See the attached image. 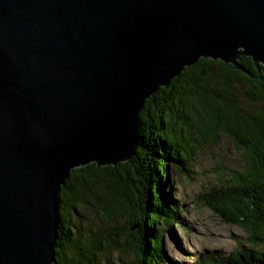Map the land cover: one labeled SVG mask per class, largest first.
I'll use <instances>...</instances> for the list:
<instances>
[{
	"label": "water",
	"instance_id": "water-1",
	"mask_svg": "<svg viewBox=\"0 0 264 264\" xmlns=\"http://www.w3.org/2000/svg\"><path fill=\"white\" fill-rule=\"evenodd\" d=\"M241 56L264 83V0H0V264H55L70 172L129 161L146 100Z\"/></svg>",
	"mask_w": 264,
	"mask_h": 264
},
{
	"label": "trees",
	"instance_id": "trees-1",
	"mask_svg": "<svg viewBox=\"0 0 264 264\" xmlns=\"http://www.w3.org/2000/svg\"><path fill=\"white\" fill-rule=\"evenodd\" d=\"M238 64L244 72L204 59L184 69L145 101L129 161L70 172L58 195L55 264H96L112 253L121 264L122 258L127 264H166L159 227L170 231L181 224L168 168L189 173L195 152L216 145L219 136L237 149L242 165L197 202L243 230L248 247L239 245L222 258L204 254L195 264H264V83L256 78L261 67L249 57ZM82 218L89 223L75 222Z\"/></svg>",
	"mask_w": 264,
	"mask_h": 264
},
{
	"label": "rangeland",
	"instance_id": "rangeland-1",
	"mask_svg": "<svg viewBox=\"0 0 264 264\" xmlns=\"http://www.w3.org/2000/svg\"><path fill=\"white\" fill-rule=\"evenodd\" d=\"M241 165L237 149L227 138L219 136L216 145L207 144L195 152L189 173L168 168L167 181L171 197L180 208L178 219L181 224L178 227L171 226L170 231L159 227V231L163 233L161 241L166 264H195L204 254L213 253L222 258L238 251L239 245L248 247L243 230L222 223L210 210L197 202L201 193L217 187L220 179H228L227 174L232 170H240ZM85 220L86 218H82L80 222H75L85 226L89 223ZM118 223L123 225L124 218H119ZM98 224L99 221H95L90 226ZM116 256L112 253L106 261L97 257L95 263L121 264ZM122 259V264L129 261L127 258Z\"/></svg>",
	"mask_w": 264,
	"mask_h": 264
}]
</instances>
